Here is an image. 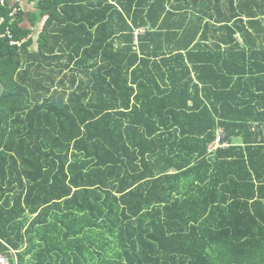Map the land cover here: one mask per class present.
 I'll use <instances>...</instances> for the list:
<instances>
[{
    "label": "trees",
    "instance_id": "1",
    "mask_svg": "<svg viewBox=\"0 0 264 264\" xmlns=\"http://www.w3.org/2000/svg\"><path fill=\"white\" fill-rule=\"evenodd\" d=\"M34 8L0 4V253L264 264V0Z\"/></svg>",
    "mask_w": 264,
    "mask_h": 264
},
{
    "label": "crops",
    "instance_id": "2",
    "mask_svg": "<svg viewBox=\"0 0 264 264\" xmlns=\"http://www.w3.org/2000/svg\"><path fill=\"white\" fill-rule=\"evenodd\" d=\"M6 0H4V2H5ZM9 0H7V2H8ZM16 1V0H15ZM14 1V2H15ZM258 1H260V0H258ZM255 10H260V8H257V7H255L254 8ZM264 12V11H263ZM259 19H261V22H262V25L261 26H259V25H254V27L252 28V29H249V32L253 35L255 32H259L260 33V37H261V40H257L256 41V46H259V45H263L264 46V30H263V26H264V14H262L260 17H259ZM138 31H142V29L140 28L139 30H135L134 31V33L136 34V33H138ZM238 41H240L241 40V36L237 33V34H235V36H234ZM136 39V38H135ZM262 60H264V55L262 56ZM261 131L263 132V134H262V137H264V123L263 124H261ZM221 134H222V129L221 128H218L217 129V131H216V136H215V138H214V140H212L211 141V143L208 145V150H214L216 147H226V146H228V144L227 143H223V144H225V145H220V141H219V145L218 146H216L215 148H211V145H212V143L213 142H215L217 139L219 140L220 138H221ZM234 141H238V139H234ZM14 250H16V249H14ZM17 252H18V250H16ZM16 256H17V253H16ZM17 264H18V262H17Z\"/></svg>",
    "mask_w": 264,
    "mask_h": 264
},
{
    "label": "built area",
    "instance_id": "3",
    "mask_svg": "<svg viewBox=\"0 0 264 264\" xmlns=\"http://www.w3.org/2000/svg\"><path fill=\"white\" fill-rule=\"evenodd\" d=\"M4 0H0V4H3ZM3 21V17H0V23ZM8 37H10L9 32L5 33ZM0 36H4L3 33H0ZM13 43V42H11ZM219 145V140L217 139L212 143L211 148H215ZM17 251L14 249H9L6 253H0V264H17Z\"/></svg>",
    "mask_w": 264,
    "mask_h": 264
},
{
    "label": "rangeland",
    "instance_id": "4",
    "mask_svg": "<svg viewBox=\"0 0 264 264\" xmlns=\"http://www.w3.org/2000/svg\"><path fill=\"white\" fill-rule=\"evenodd\" d=\"M15 0H9L8 3L10 5H13ZM21 6H25V7H30V10L33 11L34 13H38V10L34 7H36V0H33L31 2H28L26 0H16ZM36 36V33H34V37ZM36 48V42L34 41L31 46H30V49H35ZM220 145H225L223 143H220ZM214 150H209V152H213ZM9 251V250H8ZM6 253V252H4Z\"/></svg>",
    "mask_w": 264,
    "mask_h": 264
},
{
    "label": "clouds",
    "instance_id": "5",
    "mask_svg": "<svg viewBox=\"0 0 264 264\" xmlns=\"http://www.w3.org/2000/svg\"><path fill=\"white\" fill-rule=\"evenodd\" d=\"M0 37H3V36H0Z\"/></svg>",
    "mask_w": 264,
    "mask_h": 264
}]
</instances>
